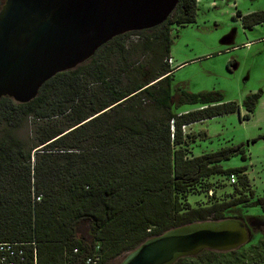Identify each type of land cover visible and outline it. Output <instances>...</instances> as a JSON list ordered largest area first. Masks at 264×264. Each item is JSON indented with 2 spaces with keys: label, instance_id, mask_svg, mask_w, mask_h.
<instances>
[{
  "label": "trees",
  "instance_id": "obj_1",
  "mask_svg": "<svg viewBox=\"0 0 264 264\" xmlns=\"http://www.w3.org/2000/svg\"><path fill=\"white\" fill-rule=\"evenodd\" d=\"M196 17L197 0H179L163 24L114 37L31 101L0 99V241H34L39 264H86L98 246L97 264H105L172 228L240 214L233 206L242 201L190 207L180 199L207 176L238 171L221 163L244 151L240 144L194 155L182 145L185 126L240 107L220 91L181 89L177 104L197 106L172 111L171 25ZM242 20L252 27L264 14ZM261 96L245 97V118ZM255 205L264 209V193L247 207ZM262 262L263 241L174 264Z\"/></svg>",
  "mask_w": 264,
  "mask_h": 264
},
{
  "label": "rangeland",
  "instance_id": "obj_2",
  "mask_svg": "<svg viewBox=\"0 0 264 264\" xmlns=\"http://www.w3.org/2000/svg\"><path fill=\"white\" fill-rule=\"evenodd\" d=\"M257 11L264 14V0H197L195 22L171 25L170 55L174 68L171 81L174 113L197 106L177 104L181 89L194 93L220 91L225 101L240 105L237 112L185 126L183 147L194 155L240 144L244 148L221 163L224 169H239L230 171L236 182H232L229 172L207 176L180 195L182 203L197 207L242 201L237 204L243 208L240 214L249 216L252 226L262 230V209L247 205L264 193V139H259L264 134V21L245 27L242 20L243 15ZM259 90L262 96L256 110L245 118V97ZM86 230L84 224L81 233ZM127 254L105 264H119Z\"/></svg>",
  "mask_w": 264,
  "mask_h": 264
},
{
  "label": "water",
  "instance_id": "obj_3",
  "mask_svg": "<svg viewBox=\"0 0 264 264\" xmlns=\"http://www.w3.org/2000/svg\"><path fill=\"white\" fill-rule=\"evenodd\" d=\"M179 0H4L0 6V99H34L59 72L90 59L114 37L163 24ZM243 220L185 224L151 237L119 264H174L203 250L246 243Z\"/></svg>",
  "mask_w": 264,
  "mask_h": 264
},
{
  "label": "built area",
  "instance_id": "obj_4",
  "mask_svg": "<svg viewBox=\"0 0 264 264\" xmlns=\"http://www.w3.org/2000/svg\"><path fill=\"white\" fill-rule=\"evenodd\" d=\"M172 63V58L169 59ZM232 182H236L234 174H230ZM35 200H40V196ZM95 252L86 258V264H97L101 253L96 246ZM75 252L78 250L75 249ZM0 264H39L36 243L33 242H15L0 241Z\"/></svg>",
  "mask_w": 264,
  "mask_h": 264
},
{
  "label": "flooded vegetation",
  "instance_id": "obj_5",
  "mask_svg": "<svg viewBox=\"0 0 264 264\" xmlns=\"http://www.w3.org/2000/svg\"><path fill=\"white\" fill-rule=\"evenodd\" d=\"M3 1L4 0H0V6H1V3H3ZM234 206H236V207H234ZM234 206H233V209H236L238 207L237 205H234ZM240 207H241V209H243L242 208V205H240ZM261 209H262L261 211H263V214H264V209L263 208H261ZM239 211L241 212L240 209H239ZM235 215H236V218L241 219V220H243L245 222L246 227H247V229L249 231V239L243 245H247L249 243H251L252 245H254V244L262 243V241L264 242V229H262V230L255 229L252 226V222H251L252 220H251V218L249 216H245L243 213L241 215V214H238V212H236ZM254 218H255V216H253V219ZM243 245H241V246H243ZM241 246H239V247H241ZM223 252H226V251H223Z\"/></svg>",
  "mask_w": 264,
  "mask_h": 264
},
{
  "label": "crops",
  "instance_id": "obj_6",
  "mask_svg": "<svg viewBox=\"0 0 264 264\" xmlns=\"http://www.w3.org/2000/svg\"><path fill=\"white\" fill-rule=\"evenodd\" d=\"M254 113V112H253Z\"/></svg>",
  "mask_w": 264,
  "mask_h": 264
}]
</instances>
